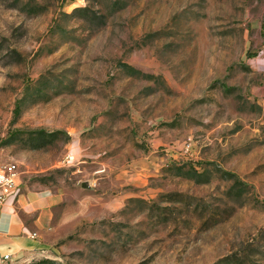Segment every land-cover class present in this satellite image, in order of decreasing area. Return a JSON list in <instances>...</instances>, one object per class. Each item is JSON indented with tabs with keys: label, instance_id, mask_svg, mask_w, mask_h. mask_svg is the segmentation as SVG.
<instances>
[{
	"label": "rangeland",
	"instance_id": "rangeland-1",
	"mask_svg": "<svg viewBox=\"0 0 264 264\" xmlns=\"http://www.w3.org/2000/svg\"><path fill=\"white\" fill-rule=\"evenodd\" d=\"M0 157L23 264H264V0H0Z\"/></svg>",
	"mask_w": 264,
	"mask_h": 264
},
{
	"label": "crops",
	"instance_id": "crops-1",
	"mask_svg": "<svg viewBox=\"0 0 264 264\" xmlns=\"http://www.w3.org/2000/svg\"><path fill=\"white\" fill-rule=\"evenodd\" d=\"M18 172L17 188L0 209V264H23L39 256L43 240L54 229L56 211L65 201L62 191L28 187L19 166Z\"/></svg>",
	"mask_w": 264,
	"mask_h": 264
},
{
	"label": "built area",
	"instance_id": "built-area-1",
	"mask_svg": "<svg viewBox=\"0 0 264 264\" xmlns=\"http://www.w3.org/2000/svg\"><path fill=\"white\" fill-rule=\"evenodd\" d=\"M18 175L17 163L0 157V209L17 188ZM4 259H7V257H4Z\"/></svg>",
	"mask_w": 264,
	"mask_h": 264
}]
</instances>
